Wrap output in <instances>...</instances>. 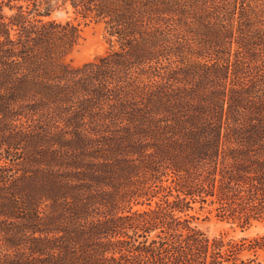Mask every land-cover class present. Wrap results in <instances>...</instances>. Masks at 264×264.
I'll return each instance as SVG.
<instances>
[{
	"label": "trees",
	"instance_id": "obj_1",
	"mask_svg": "<svg viewBox=\"0 0 264 264\" xmlns=\"http://www.w3.org/2000/svg\"><path fill=\"white\" fill-rule=\"evenodd\" d=\"M59 5L104 25V55L66 62ZM196 204L264 227V0H0V264L264 250L191 226Z\"/></svg>",
	"mask_w": 264,
	"mask_h": 264
},
{
	"label": "rangeland",
	"instance_id": "obj_2",
	"mask_svg": "<svg viewBox=\"0 0 264 264\" xmlns=\"http://www.w3.org/2000/svg\"><path fill=\"white\" fill-rule=\"evenodd\" d=\"M4 13L6 16H10L13 11L5 8ZM48 19L61 23L69 22L79 27L80 39L78 44L66 59V62L70 66H81L107 52L109 44L102 23L90 17H83V15L74 12L68 5L55 7ZM187 214L191 219V226L197 228L209 238L225 235L229 239L239 240L246 238L250 240L264 233V227L259 224L253 225L242 232L235 225L219 220L215 217V212L206 205H193ZM241 262H248L247 264H264V250L242 251L237 256L235 264H240Z\"/></svg>",
	"mask_w": 264,
	"mask_h": 264
}]
</instances>
